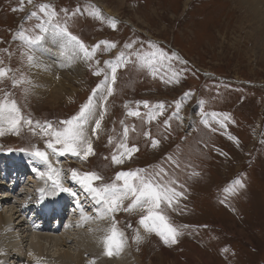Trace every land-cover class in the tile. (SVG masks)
I'll return each instance as SVG.
<instances>
[{"label": "rangeland", "instance_id": "374dc122", "mask_svg": "<svg viewBox=\"0 0 264 264\" xmlns=\"http://www.w3.org/2000/svg\"><path fill=\"white\" fill-rule=\"evenodd\" d=\"M39 4H50L60 25L66 24L68 32L86 47L99 45L92 59L83 60L82 76L77 78H65L62 73L68 69L64 66L54 69L47 61L53 59L52 55L40 57V70L45 68L44 74H54L56 81L62 80L66 85L55 94L50 88L37 94L27 59L28 55L35 56V51L17 36L22 29L27 35L41 34L36 25L47 17L39 12ZM21 6L23 11L18 10ZM97 10L98 16L94 14ZM32 11L37 12V17L29 18ZM252 11L246 0H33V4L24 0L23 5L21 0H0V67L12 69L0 79V99L8 93L25 117L41 124L47 121L60 127V121L76 115L105 75L109 78L107 83H111L110 64L106 62L116 63L120 53L133 62L137 61L134 53L143 59L163 50L171 57L156 65L155 75L142 69L138 62H129L117 70L98 138L92 135V128L101 109L97 108V116L87 125L94 155L86 160L70 153H52L46 147L48 137L39 134V129L33 134L29 126L23 125L16 134L7 131L5 125L4 135L0 136V155L9 163L11 156L19 153L21 162L16 165L15 175H9L11 170L0 165L2 216L19 222L18 215L24 208L29 214L39 212L42 223L50 226L45 230L37 226L35 232L55 234V206L45 207L49 205L46 195L55 189L48 177L41 176V167L49 172V164L60 170L73 189V184L79 182L72 179L73 170L80 174L95 172L104 183H110L118 172L146 169L149 173L162 172L165 182L176 181L172 186L183 193L173 208L162 205L164 214L180 232L176 243L166 244L157 234L146 232L139 224L143 210H121L108 215V224L112 227L114 215L116 227L124 237L123 254L117 259H98L88 254L86 263L170 264L175 260L176 264H261L264 21L253 16ZM111 19L117 22L115 28ZM53 36L56 35L50 29L41 44ZM129 43L132 48L125 47ZM111 44L115 47L108 46ZM96 71L101 74L94 75ZM13 76L25 82L13 87ZM105 94V88H101L96 93L97 102ZM144 101L149 107L144 106ZM161 103L162 109L158 107ZM131 111H139L140 116L128 115ZM150 114L156 118L149 121ZM125 127L129 129L126 143L138 151L122 164H115L112 156L118 151ZM153 140L159 141L155 147ZM37 148L48 152V163L32 155ZM57 164L60 167L56 168ZM14 177H21L26 185L19 188L17 181L10 187L11 194L7 182L17 180ZM237 180L240 184L235 183ZM17 191L14 200L3 199ZM17 201H23L24 208ZM128 203L125 201V205ZM100 207L94 201L93 216ZM137 232L142 237L139 242L135 239ZM17 234L22 238L17 236L16 245L25 252L28 247L24 235ZM60 249L62 253L69 250ZM70 252L75 254L73 248ZM129 252L131 263L125 261ZM33 255L37 257V252ZM16 257L10 264H22Z\"/></svg>", "mask_w": 264, "mask_h": 264}, {"label": "snow or ice", "instance_id": "6c2138e0", "mask_svg": "<svg viewBox=\"0 0 264 264\" xmlns=\"http://www.w3.org/2000/svg\"><path fill=\"white\" fill-rule=\"evenodd\" d=\"M24 0H21L23 5ZM28 4H33V0H27ZM39 12L44 13L47 17L42 23L36 25L41 34L35 36L27 35L25 30H21L17 33L19 39L25 42L27 48L35 51L36 47L41 44L44 39V34H47L51 29L53 35H61L67 37L66 46L72 48L73 58H83L84 60H90L94 57L99 45H96L89 49L83 42H81L76 36L68 32L67 25L61 26L56 20L57 13L50 4H39ZM17 9H14V11ZM18 10L23 11L21 6ZM95 15H99L97 10ZM37 17V12L32 11L29 14V18ZM111 26L116 27V21L110 20ZM109 47H115V44L108 45ZM126 48H132V44L129 43ZM156 48V45H152ZM137 56V61L133 62L125 58V54L122 52L117 57L116 63L110 64L111 69V83L108 82V76L105 75L104 81L97 85V88L93 90V94L88 98V101L84 103L79 112L69 119L60 121V127H54L51 122L45 121L41 124L40 121H33L30 117H25L17 102L14 99L9 98V94L5 93L3 99H0V136L4 135L5 125L7 131L15 132L19 134V130L23 125L29 126L30 131L33 134H39L48 137L46 141L47 149H50L52 153H59L64 155L70 153L73 156L87 159L90 155H94V149L92 141L87 133V125L97 116V108L101 109L99 112V118L95 119L94 127L92 128V135L97 136L101 128V123L104 115L107 111L108 97L113 95L114 89L112 85L115 84L117 79V70L126 66L129 62L139 63L142 69H147L151 74L155 75L156 65L162 62L167 57L163 50L158 53L153 52L151 56L139 58V53H134ZM175 56V53L172 54ZM28 61L34 62L36 57L34 55L27 56ZM3 62L0 61V64ZM11 68L0 67V79L6 78L8 73L11 72ZM101 73L96 71L94 75L99 76ZM13 87L24 83L21 79L12 78ZM105 88L106 94L102 95L97 102L96 93ZM144 106L149 107L148 102H143ZM159 108H163V104L158 105ZM180 105H177L179 109ZM128 115L139 117V111H131ZM215 118L216 114H212ZM156 118L155 114H150L149 121ZM227 119V117H225ZM205 125H208V121H203ZM167 124L168 122L165 121ZM135 131V128H132ZM129 129L127 127L123 130V138L118 144V151L113 154L112 161L115 164H122L125 158L130 159L133 153L138 151L136 146H129L126 141L128 137ZM148 135V133H145ZM111 142V138H110ZM159 141L153 140V147H155ZM32 155L39 158L41 161L48 163L49 155L47 151H41L38 148L32 152ZM41 175H44L43 173ZM60 170L52 168L49 164L48 179L52 180L53 189H59L60 191H70L62 186L60 179ZM162 172L153 171L151 173L146 169L129 170L118 172L114 180L110 183H104L103 177L95 172H88L80 174L73 170L72 179L79 181L91 195L92 199L97 205H100L99 214L104 217L115 214L121 210L131 212L136 209L144 211L139 220V224L148 233H155L160 236L163 241L167 243H176L177 237L180 235L179 230L170 223L169 218L164 214L162 205L173 208L175 204H178V198L183 196L182 192L176 190L174 185L176 181H166V177H163ZM101 182L96 184V182ZM236 184H240V181H235ZM242 186V185H241ZM182 187V186H181ZM75 195V194H74ZM125 201H129L125 205ZM135 239L139 242L142 237L137 232ZM124 237L123 233L118 231L113 215V225L110 230V235L104 238L107 254L111 255L112 251H119L123 245Z\"/></svg>", "mask_w": 264, "mask_h": 264}, {"label": "bare ground", "instance_id": "6f19581e", "mask_svg": "<svg viewBox=\"0 0 264 264\" xmlns=\"http://www.w3.org/2000/svg\"><path fill=\"white\" fill-rule=\"evenodd\" d=\"M246 4L252 5L253 16L257 15L262 18V21H264V0H246ZM66 41L67 39L63 36L56 35L47 38L45 44H39L36 47V59L29 64L31 67V80L33 81V84H35L38 92L37 94L42 91L45 92L44 90H48L49 88L50 90H53L52 92L55 94L61 92L64 87H66V85L64 86L62 84V80L56 81L54 79V74H44L45 68L43 69V72L40 70V67H38L40 57L44 58L43 56L45 55L48 57L52 55L53 59L47 60L48 63L51 64L54 69H56V67L61 68L62 66L67 68L68 70L62 73L65 78L68 77L72 79L81 75L84 59L80 57L73 58L72 48L66 46ZM56 79L58 78L56 77ZM74 81L76 80L74 79ZM6 160L5 157L3 158L0 155V165L11 170L9 175H15L14 172L18 170L16 169V165L21 162L19 159V153L11 156L9 163H6ZM58 167L60 166L57 164L56 168ZM41 170H44L41 172V174L43 173L44 175L41 176L48 177L49 172L46 171L47 169L41 167ZM28 173H30V177L33 180H36L31 172L28 171ZM14 179L17 178L14 177ZM59 179L62 186L70 191L62 192L59 189H55V192L52 191L49 195H46V203H49V205H45L46 208L50 205L55 206L53 211L55 215L52 217L53 213L51 214V217L55 221L53 227L55 234L35 232L37 226L43 227L45 230L50 224L44 225L42 223L39 216H37L40 214L39 212L29 214L24 208V205H22L23 201H17L20 203V206L24 208L22 213H19L18 215V219H21L19 222L10 219L7 217L8 215L4 218L1 214L2 211H0V264H10L11 261L15 259L13 258L15 256H17L16 258L19 259L22 264H88L85 262V256L88 254L97 257L98 259H103L104 257L117 259L123 254L125 249L124 243L119 251L113 250L111 255L107 254L104 238L110 235V230L112 228L108 224L110 217H102L99 214L100 208L97 209L95 216L92 215L94 200L91 195L86 192L87 190L85 187L78 182L73 184V189L67 184V181L64 180L63 174L59 176ZM4 181L7 182L6 179ZM17 181L19 182V188L26 185V182L23 181L21 177L13 182L8 181L7 183H9V185L7 187L11 194L12 191L10 187L15 185ZM46 188L49 190L50 187L46 186ZM0 191H3V188H0ZM2 194H0L1 198ZM18 194L17 191L14 196L8 195L3 199L8 198L9 200H14ZM36 197L42 201L45 199V196L44 199H41L38 196ZM37 199H35L34 202H36ZM0 207L2 206L0 205ZM18 211L19 205L17 204V212ZM31 212H33V209ZM17 231L20 232L22 236L24 235L23 240H25L26 247H28L25 252H21V248H18L16 245L18 237L20 236V239L22 238L21 235L18 236ZM57 245L59 246L53 248V246ZM60 248L69 250H65L66 252L62 253L63 250ZM72 248L75 253L73 255L70 252ZM36 252L37 257L33 255ZM23 253L27 254L28 257L26 258ZM130 258L131 254L129 252L125 261L131 263ZM12 263L14 262L12 261ZM91 264L101 263L98 261H92ZM170 264H176V261L173 260Z\"/></svg>", "mask_w": 264, "mask_h": 264}, {"label": "trees", "instance_id": "16d2710c", "mask_svg": "<svg viewBox=\"0 0 264 264\" xmlns=\"http://www.w3.org/2000/svg\"><path fill=\"white\" fill-rule=\"evenodd\" d=\"M263 262V264H264V261H262Z\"/></svg>", "mask_w": 264, "mask_h": 264}]
</instances>
